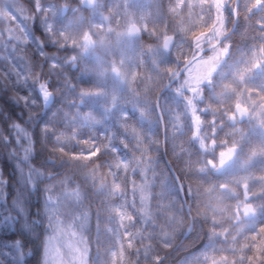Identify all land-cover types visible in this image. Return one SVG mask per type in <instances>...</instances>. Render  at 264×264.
<instances>
[{"label": "flooded vegetation", "instance_id": "flooded-vegetation-1", "mask_svg": "<svg viewBox=\"0 0 264 264\" xmlns=\"http://www.w3.org/2000/svg\"><path fill=\"white\" fill-rule=\"evenodd\" d=\"M128 6L131 5H108V18L104 19L109 31L115 32V27L127 25V38L138 42L134 52L123 51L124 57L130 60L129 67L124 68L126 75L122 77L118 69L111 67L112 70L103 77L101 88H98L103 93L107 166L113 170H139L138 167L149 163L151 169H158L159 156L163 159L165 147L170 162H173L175 142L171 123L175 120L183 123L196 121L191 107L198 106V118L209 125V128L203 127L204 130L201 128L204 134H209L207 140L204 138L207 149L200 153L194 143L204 163L203 176H206V171L208 176H214L222 192L229 186L235 187L238 174L230 170L238 157L248 162V156L253 154L254 143L248 139L249 136L256 132L259 140L264 139V129L256 130L260 125L253 122L250 107L254 102L264 103V0L140 3L137 6L145 12V18H149L146 32L140 31L136 22L128 19L131 15L126 12ZM160 14L170 21V32L164 33L162 23L157 22ZM95 24L94 19L88 17L80 23L77 21L73 28L77 40L80 35H87L88 51L83 62L77 60L71 70L63 69L59 74L58 89L61 93L64 85L71 84L66 92L75 93L79 87H85L92 94L95 67L91 58L95 55L114 60L119 58L111 46L106 45L109 41L105 36H109V31H95ZM131 26L136 27V36L130 35ZM168 36L170 53H165L161 45ZM95 37L101 43L92 46ZM79 48H84L80 40L75 42L74 50ZM160 57L169 59L167 67L162 70L158 67ZM83 71L87 73L85 77ZM177 74L176 80L161 95L162 100L167 98V104L163 105L162 101L159 104L162 122L167 124V131L170 130L166 139L165 129L163 133L159 130L155 100L166 81ZM98 102L90 98L89 104L94 106ZM240 129H245V134L238 147L232 143V132ZM199 135L202 140L201 132ZM231 147L238 148L234 164L215 174L214 169L222 155ZM256 202L251 204L264 218V195ZM241 207L233 212V224L247 221Z\"/></svg>", "mask_w": 264, "mask_h": 264}, {"label": "rangeland", "instance_id": "rangeland-1", "mask_svg": "<svg viewBox=\"0 0 264 264\" xmlns=\"http://www.w3.org/2000/svg\"><path fill=\"white\" fill-rule=\"evenodd\" d=\"M33 3V12L30 13L27 11L19 0H0V67L4 66L9 54L16 53L20 49L24 48L27 40L26 30H32V25L34 22H37L38 27H40L45 35H47L48 44L51 46L59 43L57 41V36H61L62 42L58 46L65 48V55L62 57H55L51 55H44L42 52L43 61L47 64V69L49 73L46 77H41L39 74L28 76L29 85L36 88V93L30 94L27 105L29 107L38 104L41 108L42 106L48 105L53 98L52 86H57L56 73H59L60 70H65L74 66L75 62L85 60V55L87 50L86 47V36L82 34L79 36L78 40L76 35L73 32V21L76 19L81 22L82 19H86L87 15L89 18L94 19L95 31H101L104 33L105 29L107 32L110 27L104 22L105 18H108L104 13V8L106 7V0H97L94 8L88 11V14H83L80 7L81 0H31ZM112 4L128 3L131 6H128L126 12H129L131 15L128 19L136 22V26L140 31L146 32L147 22L149 18H145V12L141 10L137 5L143 3H169L170 0H114ZM67 6V14L64 20V24L59 25L58 17L60 16V6ZM109 5V4H108ZM170 11V5H168ZM159 13V12H158ZM161 17L157 22H161L163 25L164 33L168 30L170 32V21L160 14ZM75 23V21H74ZM127 28L128 26H119L115 27V32L112 30L108 32L109 42H106V45L111 46L112 51H115L118 55L117 60H106L104 56L96 55L91 59L95 60L94 65L95 69L99 70L96 72L95 78L97 82L101 84L103 81L102 75L111 71V67L118 69L122 77L126 75V70L124 68L129 67L130 60L124 57V52H134V47L137 46L136 39L127 38ZM98 29V30H97ZM60 39V40H61ZM84 48H79V50H74L75 42L79 41ZM36 41V40H35ZM101 43L98 38L95 37L94 43L92 46ZM38 48H41V43L36 41ZM73 48V49H72ZM167 66L166 57H160L159 60ZM12 62V59H9ZM118 61L120 63L118 64ZM165 66V67H166ZM26 69L28 73L30 70L25 64L20 63L18 66L19 72ZM47 72L44 69V73ZM15 73L16 78H18L17 73ZM55 76L54 83H51L50 80L52 76ZM96 83V82H95ZM69 85H64V90H69L71 88ZM49 87V88H48ZM59 90V89H57ZM198 90V88H197ZM196 90V93H197ZM67 91L65 95L67 98L72 97ZM83 92L78 91L73 94L72 99H67V107H64L62 110L60 107L56 108L54 111H50L48 116L50 121H46V127H53L52 133L49 131L44 132V136H50L51 138H56V134H53L57 130L60 131L61 137L65 138L68 143L71 145L77 143L74 141V136L71 133H68L67 128H77L81 124L89 125V131L92 132L93 129L100 130L103 128V112L102 105L96 106V115L92 112H81L78 107L80 101L82 103H88V100L95 99V101H101L103 99L102 90L95 92ZM38 99L36 98L37 96ZM36 96V97H35ZM51 98V99H50ZM69 100V101H68ZM78 102V103H77ZM90 102V101H89ZM163 105L167 104V98L163 100ZM78 104V105H77ZM76 105L78 107H76ZM253 115V122L257 125H260L264 129V103L256 104L255 102L250 105ZM198 106L191 107L192 115L197 119L196 121H190L188 123L178 122L177 120L171 123L172 128L174 129V137H179V145H182L187 138L195 142L200 150V153L207 149L205 140H207L208 135L204 134L202 130L203 127L209 128V125L200 121L198 118ZM263 116V117H262ZM63 125V126H62ZM48 130V128H47ZM202 134V140L199 136L200 132ZM1 133V130H0ZM234 135H232V143L240 147L244 141L245 129L241 131L236 130ZM15 137V144L13 148L15 151H7L8 161L12 163V166L16 172L18 187H15L12 198L10 200V208L13 210V213L9 215V222L14 226L16 223L21 230H28L31 226L32 221L29 219V208H28V199L30 194L33 191L34 180H41L42 185L40 187V214L38 219H34V223L38 224L43 231L42 237V254L40 264H88L90 247L88 245V233L92 228V216L89 205L86 202V190L75 182V174L70 173V171H62V165L59 168L55 175L52 174H43L42 172L37 173L34 169H31L28 164V154L32 152L31 142H32V133L25 131L20 127H14L13 130ZM170 135V130L168 132ZM204 135L206 139L204 140ZM22 136L24 139L20 138ZM56 140V139H54ZM6 141V139H5ZM24 142V143H23ZM5 144V143H4ZM202 144V145H201ZM73 148V147H72ZM181 150V149H180ZM197 156L196 159L191 158L190 154L184 158V168L189 167L190 172L195 171V174L198 173L200 169L199 154L195 153ZM238 161L235 164L234 172L238 174V181L235 183L237 186L241 184L247 185L248 191L253 193V201L258 203L259 195L264 189V177L255 176L254 178L249 177L246 174V169L248 168L249 162L244 161L241 157L237 158ZM236 159V160H237ZM146 162V161H145ZM147 163L145 166H140L139 168V181L136 182V185L133 186V191L137 197V205L139 206L140 220L143 224L153 221V214L151 213L149 207L153 197L157 199H165L168 201V205H176L178 200V191L170 185V195L169 191L165 189L169 186V180L162 172H157V169H151ZM91 175L83 174L80 176V180L83 182H88L90 185L94 182ZM161 179L162 184L159 182ZM78 181V180H76ZM80 181V182H81ZM96 183V182H95ZM94 183V185H95ZM162 185L163 188H157L156 186ZM6 188V182L0 178V207L4 205V192ZM155 188V189H154ZM168 191V192H167ZM230 195L235 199L234 207L239 209L242 203L241 198L237 194L230 193ZM172 199V200H171ZM252 201V202H253ZM170 208V207H169ZM177 210L179 207H177ZM168 210V209H167ZM176 210V209H175ZM169 216L161 221V226L157 232L146 231L142 232L143 236L149 237L148 246L150 248V242L153 236L158 238V241L162 244H170L174 240V232H182L186 225L177 224L178 220L175 215L172 216L170 211H168ZM172 217H171V216ZM220 217V216H219ZM17 218V219H16ZM222 218V217H221ZM16 219V220H15ZM217 219V218H216ZM177 221V223H176ZM176 223L175 227L171 225ZM214 224V223H213ZM248 226H252L251 223H245L242 225L244 229ZM208 242L206 243L205 249L199 253L189 264H244L246 261L245 251L243 249L238 250L236 247L235 250V239L234 237L226 239L225 232L220 230L217 227H212L211 231L208 233L207 237ZM168 246V245H167ZM150 251L146 252V256ZM264 255V253H263ZM157 257H153L151 260L154 261ZM251 264H264L262 262H250ZM163 264H172L170 261H165Z\"/></svg>", "mask_w": 264, "mask_h": 264}, {"label": "trees", "instance_id": "trees-1", "mask_svg": "<svg viewBox=\"0 0 264 264\" xmlns=\"http://www.w3.org/2000/svg\"><path fill=\"white\" fill-rule=\"evenodd\" d=\"M20 1L27 2L28 0ZM31 60L34 61L33 57ZM34 68L36 69L37 66ZM17 84L15 85L18 86ZM23 84L28 87V81ZM24 92L22 90L20 93ZM54 107L50 105L51 109ZM50 111L42 113L40 108L29 107L22 103V96L14 88V82L8 76L6 68H0V178L6 182L4 205L0 207V264H38L40 255L41 228L34 227L30 236H26L18 230L16 223L13 226L9 222V215L13 212L8 205L16 185V178L10 170L12 166L7 160L6 153L15 151L13 145L18 135L13 134L14 127H20L32 133L30 144L32 152L28 154L29 165L26 166L37 173L39 171L49 174L58 171L57 166L62 162L63 169L70 173L74 171L75 178L80 179L83 174H89L94 183L96 182L93 188H90L87 183H81L86 190L87 203L92 209V229L89 234L90 264H154L151 259L170 250V244H167L168 246L165 245L166 243L162 244L157 237L153 236L149 248V237L141 238L140 235L144 234L142 232L154 233L159 230L161 221L169 216L170 205L167 202L170 198L161 200L153 197L149 209L154 219L151 223L143 224L132 185V179L136 177V173L126 169L125 171L116 170L114 174L113 170L107 166L103 131L100 129L95 134L97 145L89 139L87 122L77 128L66 129L68 133L73 134L76 145L68 143L65 138L61 137L58 130L53 133L56 134L54 138L56 140H54L49 135L44 136L45 131L49 133L53 131V127L49 128L45 125L46 116ZM20 138L24 139L22 136ZM160 172H163L169 180V186L165 189L170 195V176L167 170ZM255 173L256 175L264 174V161H258V159L255 161ZM34 182L30 209L31 215L36 217L39 213L42 181L34 180ZM159 182L162 184L161 179ZM156 187L163 188L164 186ZM185 191L186 197L188 196L186 201L189 211L195 218V222L192 231L165 260L171 261L172 264H189L194 260L204 250L208 242L209 231L212 227H220L222 221L216 215L221 202L219 188L214 182L206 185L191 183L188 187L189 194L186 188ZM177 207L181 208L179 200L176 201L174 210H177ZM175 216L181 225L186 224L187 216L183 210L175 212ZM261 220L260 217L256 219V226H259L257 227L259 229L243 232L237 241V249L245 251L244 264L263 260L264 220H262L263 223L260 222ZM173 236L174 241L177 242L180 234L174 232ZM20 248L30 249L31 256L22 261L18 254ZM147 251L150 253L146 256Z\"/></svg>", "mask_w": 264, "mask_h": 264}, {"label": "water", "instance_id": "water-1", "mask_svg": "<svg viewBox=\"0 0 264 264\" xmlns=\"http://www.w3.org/2000/svg\"><path fill=\"white\" fill-rule=\"evenodd\" d=\"M95 2H96V0H82L81 5H82V7L85 8V9H90V8H92V7L94 6ZM62 13H64V11H62ZM134 31H135V28H134V27H131V28H130V33H133ZM162 48H163L164 51H169V50H170V37H168V38H166V39L164 40ZM175 79H176V77H174L170 82H168V83L166 84V86L163 87V89L161 90L160 94H161L163 91H165ZM157 102H158V100L156 101V105H157ZM236 152H237V148H235V147H233V148H229V149L227 150V152H226L225 154L222 155V159H223V160H222L221 162H219V164H218V168L216 169V172H220L224 166L230 165V164L232 163L233 159H234V156H235ZM168 171H169V173L171 174V176H172V178L174 179V181L176 182V184L178 185V187L180 188V191H181V194H182V202H183V204H184V197H183V191H182L181 184H180L178 178L176 177L174 171H173L170 167H168ZM242 188H243V198H244V200H245L246 202H248L251 196H250L249 194H247V192L245 191V186H243ZM184 208H185V210H186V212H187V214H188V211H187V209H186V207H185V204H184ZM242 212H243L244 218H252V217H254V215H255V214H254V211H253V209H252V206H251L250 204H245V205L243 206V208H242ZM188 216H189V214H188ZM189 220H190V221H189L188 228L185 230L184 234L181 236L179 242H178V243H177V244H176V245H175V246H174L169 252H167L166 254L160 256V257L156 260L155 264H160V263H161L165 258H167V257H168V256H169V255H170V254H171V253H172V252H173V251L179 246V244L183 241V239L185 238V236L187 235V233H188V232L190 231V229L192 228V220H191L190 217H189Z\"/></svg>", "mask_w": 264, "mask_h": 264}]
</instances>
